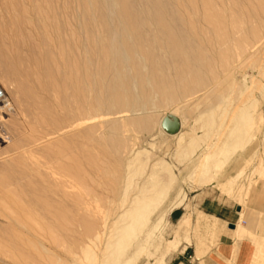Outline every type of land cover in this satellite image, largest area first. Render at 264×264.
<instances>
[{"label": "rangeland", "instance_id": "obj_1", "mask_svg": "<svg viewBox=\"0 0 264 264\" xmlns=\"http://www.w3.org/2000/svg\"><path fill=\"white\" fill-rule=\"evenodd\" d=\"M68 1L44 24L47 3L0 0V80L14 106L0 107V264H171L187 247L201 256L222 232L201 208L206 197L241 204L242 221L255 214L250 264H264V203L251 192L264 182V0ZM113 27L122 31L117 47ZM47 79L69 83L68 105L41 86ZM188 90L196 93L181 99ZM245 104L252 125L227 135ZM182 133L196 137L193 147L179 150ZM68 144L69 219L50 218L57 231L45 233L16 202L31 175L42 185L41 175L61 179L45 162L68 161L58 157ZM162 161L173 187L119 253L107 243L132 220L121 216L140 185L158 180ZM154 224L162 237L145 233ZM167 240L180 242L167 249Z\"/></svg>", "mask_w": 264, "mask_h": 264}, {"label": "bare ground", "instance_id": "obj_2", "mask_svg": "<svg viewBox=\"0 0 264 264\" xmlns=\"http://www.w3.org/2000/svg\"><path fill=\"white\" fill-rule=\"evenodd\" d=\"M27 1H28V3H32L34 0H27ZM36 1H39L41 4L47 3V6L44 9V11L42 9V12L44 13V15L43 16L40 15L41 20L44 21V24H46L47 19H51V20L52 19H58L59 16H58V13L56 11L57 4H59L60 2H63L64 7L67 9L68 8V2H69L68 0H62V1L58 0L57 4L55 3V7H54L52 0H36ZM114 3H116V1H114ZM81 4L82 3H80V5ZM83 4H85V3H83ZM89 5H91V6H89ZM89 5H87V6L94 9L95 7H97V2H93L92 4L89 3ZM59 6L60 5H58V8H59ZM85 13H87V12H85ZM61 22H62V20H61ZM62 24H64V23L62 22ZM116 28L117 27H113V30L111 33V41H112L113 45L117 47V43H120V37L122 35V31H118ZM55 36H57V34ZM50 37H52V35H50ZM117 49H119V48H117ZM121 50H123L122 45H121ZM122 54H124V51L122 52ZM121 59L126 60V59H128V57L124 54V55H121ZM42 75H44V74H42ZM1 77L8 82V79H7L4 71H1ZM47 80L48 81H40L41 86L44 87L45 90L48 89V90H51V92L52 91L54 92L55 98L57 99L59 105H62V106L68 105L69 104V95H66V101L62 100V96H63V93H65L66 91H69V83L66 82V83H64V85H62L60 82L54 83V82H52V80H49V79H47ZM4 87H5V85H4ZM195 93L196 92L194 90H188L183 96H181V99L187 98V97H189ZM253 103L251 105H253ZM243 105H241L239 108L240 114L238 113L239 115L237 116V112H236L232 117V120L237 119V120H239V123L237 125H234V124L229 125V127L227 128V135H230L232 133L235 135H238L242 131L247 130L245 128L246 125H244L245 123L253 122V112L247 111L248 107H249L247 104H245L247 106H243ZM0 107H6L9 111H14V106H13L9 96H8L7 102ZM65 121H67L66 125L69 126V122H68L69 120L67 119ZM248 125L250 126V125H252V123L251 124L249 123ZM169 127L171 130L175 129V127H173L172 125H170ZM195 140H196V137H194V136H190L188 138V137H185L184 133L180 134V139L178 142L179 147H180L179 150H186V149L193 147ZM219 140H221V139H219ZM218 142H220V141H218ZM228 145H229V143H228ZM219 146H220V143H216L215 145L214 144L211 145L210 148H212V151H209L208 156L207 155L206 156L209 157V155H211L214 152L216 147L218 148ZM59 154H60V156H58V157H61L60 159H63L64 157H66L68 159V161H66V159H65L66 162H64V163L54 164V159L52 160V157H51V158H47V161L45 162V164H46L45 166H47L46 169H48V170L50 169L52 171V173H54L55 175L58 174V176H60L61 179L56 181V180H52V179H47L46 177L44 178L43 175H41V177L43 178L44 184H45V185H42L36 177V176H38L37 173L34 175H31V178H29L27 180L25 187L24 186L20 187V190H21L20 192L23 195L24 199H22V201H20V202H16V207L18 208L17 212L20 214V216L23 218H28L31 221H34L35 226L40 228L45 233L57 231V227L52 226V225L50 226V225L46 224V221L49 220L50 218L69 219V144L67 145V149L63 150V152L60 151ZM57 160H58V158H57ZM149 160H150V158L141 159L139 161V166L144 167L148 163ZM40 167L42 168V165L37 164L35 167L33 166V169L31 168V170L33 172L35 171V172H38L41 174L42 170H40ZM31 174H33V173L31 172ZM156 177L158 179L156 182H151V181L149 182V180H147L142 185H140L138 187L139 194H137V196H135V197H132L134 199L131 202L132 204H129L131 206L126 208L124 211V214L121 216V218L122 217L123 218L124 217L125 218L126 217L127 218L132 217V220L130 222L128 221L129 223H126L127 219L125 220L122 218V220H124L126 224H124V226L122 225L121 227L116 228L115 233L117 236V241H114V242L109 241L107 243L108 247L114 246V248L120 253L123 250V247L121 244L122 239L125 238L126 236L137 235L135 233H138V231H140V233H141L143 231L144 227H146L147 222L149 221V220H147L148 215L150 213H152L153 210H155V209L157 210V207L165 200V198L169 194L170 189L173 187V184L175 181V176H174V173L172 171L171 166L168 163L162 161L160 169L156 172ZM8 178H9L8 182H10L12 184L13 183L12 177L9 176ZM6 179H5V182L7 181ZM127 196L125 195V197H127ZM57 197H59L58 201H57L58 205L56 204ZM128 201H129V199H128ZM121 218L119 220H121ZM128 220H130V219H128ZM157 224H159V223H157ZM157 224L156 225L154 224L151 227V229L146 230L145 233H148V235L150 233L154 234L155 232H157L156 230H158V232L161 235L163 229H160L159 228L160 226H158ZM236 229H237L238 237H240L242 239L244 238L245 235H252V237L255 240L258 237L256 234L251 233L246 227H244L240 224L237 226ZM161 237H162V235H161ZM179 242H180V240H176V241L167 240L166 248L169 249L171 245L176 246L179 244ZM158 259L160 260V262L165 264V261H163L162 257L158 258ZM159 260H158V262H159ZM125 262L128 263L129 260L125 261Z\"/></svg>", "mask_w": 264, "mask_h": 264}, {"label": "crops", "instance_id": "obj_3", "mask_svg": "<svg viewBox=\"0 0 264 264\" xmlns=\"http://www.w3.org/2000/svg\"><path fill=\"white\" fill-rule=\"evenodd\" d=\"M255 185L251 192L254 191L253 197L259 205H262L264 203V182L262 189H256ZM249 207L255 213L262 212V209H257L256 205ZM201 208L205 213L214 215L220 219L222 232L219 240L201 256L197 255L196 250L191 256L187 255L189 250L187 247L180 253L174 255L171 264H250L254 252V244L252 242L254 238L246 235L243 239L238 237L236 228L240 224L246 228L248 227L249 229H247L251 233L258 236L257 233L260 232L257 227L258 222L255 214H250L248 219L242 221L245 217V209L241 204L229 205L215 198L208 199V197L203 200ZM231 223H234L236 226L230 227ZM221 229L218 233H220Z\"/></svg>", "mask_w": 264, "mask_h": 264}, {"label": "built area", "instance_id": "obj_4", "mask_svg": "<svg viewBox=\"0 0 264 264\" xmlns=\"http://www.w3.org/2000/svg\"><path fill=\"white\" fill-rule=\"evenodd\" d=\"M8 100V92L4 87L3 83L0 81V106L4 105Z\"/></svg>", "mask_w": 264, "mask_h": 264}, {"label": "water", "instance_id": "obj_5", "mask_svg": "<svg viewBox=\"0 0 264 264\" xmlns=\"http://www.w3.org/2000/svg\"><path fill=\"white\" fill-rule=\"evenodd\" d=\"M150 6H153V3H151V0H150V4H149ZM236 225L234 224V223H231L230 224V227H235Z\"/></svg>", "mask_w": 264, "mask_h": 264}]
</instances>
